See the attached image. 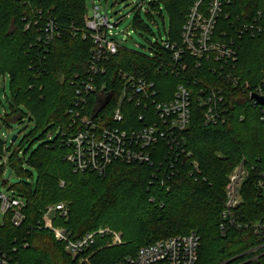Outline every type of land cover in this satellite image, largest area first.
<instances>
[{
  "label": "trees",
  "instance_id": "trees-1",
  "mask_svg": "<svg viewBox=\"0 0 264 264\" xmlns=\"http://www.w3.org/2000/svg\"><path fill=\"white\" fill-rule=\"evenodd\" d=\"M145 1L149 19L152 12H159L164 19L162 3L165 5L171 17L167 38L181 44L183 26L196 0ZM228 1L224 0L217 35L230 31L232 22L238 19L245 23L259 18L263 32L238 40L235 68L214 73V64L206 62L200 75L191 72L199 85L224 89L226 121L207 123L204 108L196 101L190 125L179 136V140H185L181 148L191 153L190 158L160 142L154 147L153 165L115 162L100 175L74 172L66 160L68 148L61 133L69 132L77 91L90 75L94 43L90 36L84 37L88 34L86 0H0V92L3 79L9 76L12 95L10 111L0 115V160L7 152L2 127L9 128L11 119H28L33 124L21 146L11 153L8 165L0 164V182L7 185L4 175L11 166L21 180L9 185L8 191L26 204L25 219L19 226L14 224L12 213L0 221L1 254L19 264H79L52 231L39 227L48 206L64 203L68 215L57 213L54 225L65 228L73 239L101 228L122 233L124 243L112 247L107 246L111 236L97 235L84 254L89 264H116L135 256L143 246L193 231L201 236L197 264H241L252 257L241 255L262 243V237L231 225L223 234L221 225L229 177L243 160L248 175L235 218L243 224H264V191L258 185L264 170V105L254 104L249 90L242 87L248 82L255 90L264 80V0ZM49 22L59 33L53 40L47 37ZM135 27L150 29L140 15L135 18ZM156 48L150 57L122 47L104 64L107 71L96 77V83H106L113 93L111 104L100 113L107 125H118L112 114L124 83L120 70L154 80L161 101L174 96L182 77L159 70L161 59L157 54L161 53L168 63L171 58L158 44ZM233 78L241 86L236 87ZM97 102V94L91 95L86 113L99 110ZM129 109L132 119L124 127L137 122V114L143 111L133 105ZM37 134L47 140L23 152V146ZM194 161L199 170L194 169Z\"/></svg>",
  "mask_w": 264,
  "mask_h": 264
},
{
  "label": "built area",
  "instance_id": "built-area-1",
  "mask_svg": "<svg viewBox=\"0 0 264 264\" xmlns=\"http://www.w3.org/2000/svg\"><path fill=\"white\" fill-rule=\"evenodd\" d=\"M224 5V0H196L183 26L181 44L170 42L168 38L162 44L158 43L170 53L171 58L168 63L161 53L157 54L161 59L159 70L182 77L171 99L159 100L157 84L151 78L120 70L119 76L124 85L120 87L112 114L113 122L118 125H107L100 113L111 104L113 93L106 83L98 85L96 77L106 73L107 67L104 64L114 59L123 46L114 33L117 24L112 23L109 16L103 15L101 6L93 2V11H88L85 16L88 34L84 36H90L94 43L90 75L88 80L83 81V88L77 91L76 109L70 111L72 121L69 132L61 131L64 145L68 148L66 160L73 165L75 173L91 171L104 175L107 168L115 162L153 165L154 147L160 142L168 144L178 155L182 153L190 158L191 153L181 148V143L186 142L179 140V136L190 125L196 101L204 108L207 123L226 121L224 89L209 84L199 85L194 74H199L206 62L214 64L211 68L214 73H224L227 67L235 68L239 60L238 40L245 35L255 37L263 32V26L259 23V18L245 23L238 19L232 22L230 31L217 35ZM230 16V13L226 15L227 18ZM48 27L47 37L53 40L59 33L53 22H49ZM192 71L195 73L192 74ZM231 81L236 87L241 86L238 79L233 78ZM242 87L249 90L251 99L253 94L264 96V80L255 90L248 82L242 84ZM93 94H97V107L101 108L86 113L89 97ZM252 101L258 104L256 100ZM130 105L142 107L143 111L137 114V122L124 127L123 124L132 119ZM192 164L195 170H199L196 161ZM247 175L246 161L243 160L229 177L221 229L225 234L231 225L250 229L260 235L263 242L241 255H252L241 264H264V224H243L235 218V211L243 202L242 187ZM261 176L258 185L264 191V170ZM25 205L23 199L13 196L9 191H0V211L4 216L12 213V220L17 226L25 219ZM57 213L65 217L68 215L64 203L48 206L39 227L52 231L56 239L64 244L65 251L78 259L79 264H89V258L84 257V254L95 243L97 235L112 237L108 247L124 243L122 236L110 228H101L79 239H73L65 228L54 225ZM200 245L201 236L193 231L188 235L157 240L143 246L135 256H128L116 264H197ZM0 264L19 263L0 253Z\"/></svg>",
  "mask_w": 264,
  "mask_h": 264
},
{
  "label": "rangeland",
  "instance_id": "rangeland-1",
  "mask_svg": "<svg viewBox=\"0 0 264 264\" xmlns=\"http://www.w3.org/2000/svg\"><path fill=\"white\" fill-rule=\"evenodd\" d=\"M93 2L97 6H101L103 15L109 16L110 21L117 24L114 28V33L116 34V39L124 48L135 53L152 56L157 51L156 45L166 41L167 32L171 28V17L163 3L164 19L159 12H152V18L149 19L146 16L148 3L145 0H86L89 13L93 11ZM137 15H140L145 20V23L150 28L149 30L135 27ZM1 86L0 115L4 116L11 109L9 101H11L12 95L9 76L5 80L3 79ZM9 126V128L2 127L1 130L2 138L6 141L7 152L5 153L6 156L0 160V164L5 165H8L11 153L21 146L22 140L33 128V124L28 123V119L24 122L18 119H11ZM15 136L18 139L16 142H13ZM46 140V138L40 139V134H37L30 142L23 146V152L26 149H30V151L34 150ZM36 178L37 172L35 171L32 181L35 182ZM4 179L8 180L7 185L0 182V191L4 192L8 191L9 185L17 184L21 180L11 166H7ZM29 181L31 180L29 179ZM3 219L4 213L0 211V221ZM117 233L122 236V233Z\"/></svg>",
  "mask_w": 264,
  "mask_h": 264
},
{
  "label": "water",
  "instance_id": "water-1",
  "mask_svg": "<svg viewBox=\"0 0 264 264\" xmlns=\"http://www.w3.org/2000/svg\"><path fill=\"white\" fill-rule=\"evenodd\" d=\"M252 99L256 100V102L259 104V105H264V96H260L258 94H253L252 96ZM17 140V136H15L13 138V142H16Z\"/></svg>",
  "mask_w": 264,
  "mask_h": 264
}]
</instances>
